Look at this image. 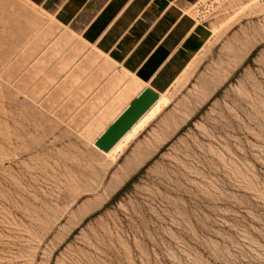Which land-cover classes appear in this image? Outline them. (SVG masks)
<instances>
[{
  "label": "rangeland",
  "instance_id": "rangeland-1",
  "mask_svg": "<svg viewBox=\"0 0 264 264\" xmlns=\"http://www.w3.org/2000/svg\"><path fill=\"white\" fill-rule=\"evenodd\" d=\"M191 8L209 42L112 155L94 141L136 80L0 0V264H264V0Z\"/></svg>",
  "mask_w": 264,
  "mask_h": 264
},
{
  "label": "crops",
  "instance_id": "crops-1",
  "mask_svg": "<svg viewBox=\"0 0 264 264\" xmlns=\"http://www.w3.org/2000/svg\"><path fill=\"white\" fill-rule=\"evenodd\" d=\"M27 1L75 26L84 43L140 85L110 124L144 88L160 95L176 85L211 37L192 12V0Z\"/></svg>",
  "mask_w": 264,
  "mask_h": 264
},
{
  "label": "water",
  "instance_id": "water-1",
  "mask_svg": "<svg viewBox=\"0 0 264 264\" xmlns=\"http://www.w3.org/2000/svg\"><path fill=\"white\" fill-rule=\"evenodd\" d=\"M159 94L144 88L119 116L97 137L94 146L107 153L155 104Z\"/></svg>",
  "mask_w": 264,
  "mask_h": 264
},
{
  "label": "bare ground",
  "instance_id": "bare-ground-1",
  "mask_svg": "<svg viewBox=\"0 0 264 264\" xmlns=\"http://www.w3.org/2000/svg\"><path fill=\"white\" fill-rule=\"evenodd\" d=\"M139 86L140 85L137 83V86L133 91L135 90L137 91L139 89ZM168 101L169 99L166 96V92L161 93L155 104L134 124V126L106 154L121 155L124 152V150L128 147L130 142L133 139H135L142 130H144L148 122L152 120L164 107L167 106Z\"/></svg>",
  "mask_w": 264,
  "mask_h": 264
},
{
  "label": "trees",
  "instance_id": "trees-1",
  "mask_svg": "<svg viewBox=\"0 0 264 264\" xmlns=\"http://www.w3.org/2000/svg\"><path fill=\"white\" fill-rule=\"evenodd\" d=\"M130 181H131V180H130ZM130 181H129L128 183H130ZM128 183H127V184H128Z\"/></svg>",
  "mask_w": 264,
  "mask_h": 264
}]
</instances>
